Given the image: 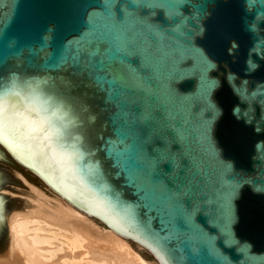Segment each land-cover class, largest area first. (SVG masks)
<instances>
[{"label": "water", "instance_id": "95a60500", "mask_svg": "<svg viewBox=\"0 0 264 264\" xmlns=\"http://www.w3.org/2000/svg\"><path fill=\"white\" fill-rule=\"evenodd\" d=\"M0 152L160 264H264V0H0Z\"/></svg>", "mask_w": 264, "mask_h": 264}, {"label": "bare ground", "instance_id": "6f19581e", "mask_svg": "<svg viewBox=\"0 0 264 264\" xmlns=\"http://www.w3.org/2000/svg\"><path fill=\"white\" fill-rule=\"evenodd\" d=\"M4 157L9 158L0 152V158ZM38 181L52 194L54 202L24 181L33 197L30 208L6 215L0 194L8 232L0 264H160L151 251L80 211ZM133 247L144 251L152 261H146Z\"/></svg>", "mask_w": 264, "mask_h": 264}, {"label": "rangeland", "instance_id": "374dc122", "mask_svg": "<svg viewBox=\"0 0 264 264\" xmlns=\"http://www.w3.org/2000/svg\"><path fill=\"white\" fill-rule=\"evenodd\" d=\"M24 181L42 191L50 202H54L52 194L34 176L21 169L8 157L0 158V194L4 199L6 215L12 211H25L30 208L33 197L30 195L28 185ZM5 227V237L0 246V254L5 249L7 240V226L5 225ZM133 249L146 261H152V258L141 249L135 247Z\"/></svg>", "mask_w": 264, "mask_h": 264}]
</instances>
